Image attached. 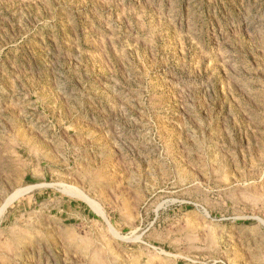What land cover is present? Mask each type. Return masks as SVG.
Instances as JSON below:
<instances>
[{"label":"rangeland","instance_id":"374dc122","mask_svg":"<svg viewBox=\"0 0 264 264\" xmlns=\"http://www.w3.org/2000/svg\"><path fill=\"white\" fill-rule=\"evenodd\" d=\"M6 204L0 264H264V0H0Z\"/></svg>","mask_w":264,"mask_h":264},{"label":"bare ground","instance_id":"6f19581e","mask_svg":"<svg viewBox=\"0 0 264 264\" xmlns=\"http://www.w3.org/2000/svg\"><path fill=\"white\" fill-rule=\"evenodd\" d=\"M31 187L29 186V187H26V188H23V189H19L17 192H15V194L10 198V200L7 202V204L8 203H10L12 200H14L15 198H17V197H19L20 195H23L25 192H27L29 189H30ZM69 189V188H68ZM70 191H69V193H72V194H75V195H78V196H80V197H82V198H85V199H87L96 209H97V211H99V213L100 214H102L103 216H104V218H106L105 217V212H104V210L101 208L102 207V205L100 206V204L98 203V202H96V201H94V200H92L91 198H89L87 195H85L82 191H81V189L79 188V187H73V188H71V189H69ZM7 204L5 205V206H3L1 209H0V215L5 211V209H6V206H7ZM1 217V216H0ZM109 223V222H108ZM112 228V227H111ZM114 230V229H113ZM115 231V230H114ZM115 234V233H114ZM116 234L118 235V232H116ZM119 236V235H118ZM122 236V235H121ZM121 236H119V237H121ZM124 237V236H123Z\"/></svg>","mask_w":264,"mask_h":264}]
</instances>
